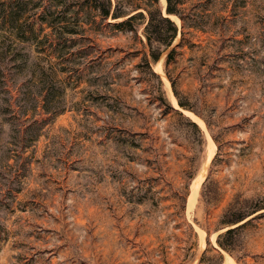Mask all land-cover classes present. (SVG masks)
Returning <instances> with one entry per match:
<instances>
[{
    "label": "rangeland",
    "instance_id": "1",
    "mask_svg": "<svg viewBox=\"0 0 264 264\" xmlns=\"http://www.w3.org/2000/svg\"><path fill=\"white\" fill-rule=\"evenodd\" d=\"M183 17L154 62L145 11L0 0V264H264V0ZM236 198L263 208L222 258Z\"/></svg>",
    "mask_w": 264,
    "mask_h": 264
},
{
    "label": "trees",
    "instance_id": "2",
    "mask_svg": "<svg viewBox=\"0 0 264 264\" xmlns=\"http://www.w3.org/2000/svg\"><path fill=\"white\" fill-rule=\"evenodd\" d=\"M90 1L94 8L104 17L111 16L114 19H118L126 16L123 20L115 22L114 24L116 26H123L124 24L132 26V21L138 15H144L145 11L147 14V24L145 27L147 44L150 50V57L154 62L159 59L164 50L172 45L178 34V25L170 15H176L181 20H184V0H167L166 13H163L159 5L160 0H146L144 4H134L132 1H129L127 8L122 5L121 0ZM175 51V48L169 50L167 62L173 59ZM174 91L176 94V90ZM179 104L182 108L190 109V107L181 100H179ZM261 208L263 207L255 203L253 204L249 199L239 198H236L225 208L221 217V225L226 229L218 234L216 239L218 248H215L220 257L223 258L221 250H225L232 254V250H234L235 247L234 236L246 224V219Z\"/></svg>",
    "mask_w": 264,
    "mask_h": 264
},
{
    "label": "bare ground",
    "instance_id": "3",
    "mask_svg": "<svg viewBox=\"0 0 264 264\" xmlns=\"http://www.w3.org/2000/svg\"><path fill=\"white\" fill-rule=\"evenodd\" d=\"M164 3H167V0H162ZM171 17H176L175 15H170ZM177 19V18H176ZM187 114H189V115H192V116H195L193 113H191L190 111H185ZM197 118V122L200 124V125H202V126H205V124H204V122H203V120L202 119H200V118H198V117H196ZM210 139V138H209ZM210 143H212V144H214L213 143V141L212 142H210ZM213 146V145H212ZM212 151H213V148L211 149ZM211 151V152H212ZM211 152H210V155H211ZM211 157V156H210ZM203 174L201 175V179L203 178ZM200 179V180H201ZM200 180H197V181H195L194 182V184H193V189H192V191H191V194H190V196H189V200H188V205L189 206H191L192 204H193V202H194V200H195V197H196V194H197V191H198V187H199V184H200ZM229 259H230V262H228L227 264H235V262L233 261V259L231 258V257H229Z\"/></svg>",
    "mask_w": 264,
    "mask_h": 264
}]
</instances>
